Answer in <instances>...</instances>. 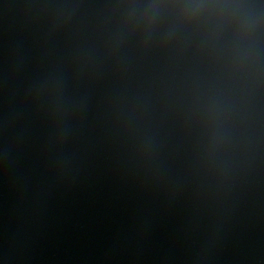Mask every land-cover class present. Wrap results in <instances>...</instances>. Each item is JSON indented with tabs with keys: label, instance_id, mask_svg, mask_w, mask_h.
<instances>
[{
	"label": "water",
	"instance_id": "obj_1",
	"mask_svg": "<svg viewBox=\"0 0 264 264\" xmlns=\"http://www.w3.org/2000/svg\"><path fill=\"white\" fill-rule=\"evenodd\" d=\"M0 264H264V0H0Z\"/></svg>",
	"mask_w": 264,
	"mask_h": 264
}]
</instances>
